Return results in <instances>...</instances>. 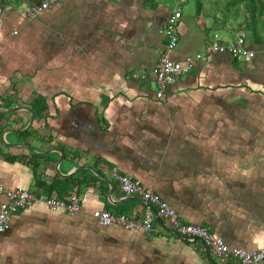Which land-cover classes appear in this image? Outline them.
I'll list each match as a JSON object with an SVG mask.
<instances>
[{"label":"crops","instance_id":"1","mask_svg":"<svg viewBox=\"0 0 264 264\" xmlns=\"http://www.w3.org/2000/svg\"><path fill=\"white\" fill-rule=\"evenodd\" d=\"M41 1L0 0V183L47 197L46 187L73 178L82 209L38 201L13 215L0 264H215L160 223L153 236L100 225L97 210L148 212L120 191L115 170L229 247L263 248L264 32L243 31L230 0H188L168 57L184 61L245 32L254 58L208 55L158 99L151 73L176 0H65L30 19ZM35 99L47 106L40 115Z\"/></svg>","mask_w":264,"mask_h":264},{"label":"built area","instance_id":"2","mask_svg":"<svg viewBox=\"0 0 264 264\" xmlns=\"http://www.w3.org/2000/svg\"><path fill=\"white\" fill-rule=\"evenodd\" d=\"M65 0H42L33 4L27 11L30 19H33L44 11L64 2ZM188 0H176L174 8L170 11L163 33L167 39L166 53L162 55L153 69L151 76L156 82L158 91L157 98L162 99L165 89L176 83L183 75L190 73L197 62L212 54H230L246 61L254 58V52L247 47L246 33L242 32L233 42L224 43L212 39L207 44L203 53L186 58L184 61L173 60L168 57V52L173 51L179 44V25L182 20V7ZM264 52V51H263ZM131 78L137 81H146L147 74L133 73ZM113 177L118 184L120 191L126 197H139L148 203V212L143 219L115 215L108 211L97 210L93 217L98 223L105 227L118 226L129 231H140L147 236L155 233V224L160 223L165 231L173 232L176 236L185 240L194 249L211 254L215 264H226L235 261L238 264H263L264 247L248 251L242 248L229 247L224 239L212 231L209 227L189 224L184 222L178 213L152 189L145 187L140 181L118 171H113ZM0 195L6 197V202L0 205V232H3L9 224L10 218L28 208L35 202H43L51 211H65L74 215L82 209L79 194L73 193L67 199L46 197L23 189H6L0 183Z\"/></svg>","mask_w":264,"mask_h":264},{"label":"trees","instance_id":"3","mask_svg":"<svg viewBox=\"0 0 264 264\" xmlns=\"http://www.w3.org/2000/svg\"><path fill=\"white\" fill-rule=\"evenodd\" d=\"M226 6L228 9L229 7L233 8L236 6L238 10L242 12L244 21L240 27L243 31H247L255 37H258L261 34L260 32H264V0H230L227 2ZM33 105L34 108L38 109L36 115H40L41 112L47 108L45 104L44 106L41 105L40 99H35ZM61 183L60 187H58L57 183H53L49 187H46L45 193L48 195L47 197L67 199L73 193L79 194V184L81 182L74 184L73 178H69ZM38 184L40 187L44 186L41 182ZM58 188L60 189L58 190Z\"/></svg>","mask_w":264,"mask_h":264},{"label":"water","instance_id":"4","mask_svg":"<svg viewBox=\"0 0 264 264\" xmlns=\"http://www.w3.org/2000/svg\"><path fill=\"white\" fill-rule=\"evenodd\" d=\"M29 111L32 113V111H31L30 109H29ZM33 115H34V113H33ZM85 168H87V167H85ZM87 169H89V168H87ZM99 178H100V179H103L101 176H99ZM141 201H143L145 204H147V205H148V203H147V202H145L144 200H142V199H141Z\"/></svg>","mask_w":264,"mask_h":264},{"label":"rangeland","instance_id":"5","mask_svg":"<svg viewBox=\"0 0 264 264\" xmlns=\"http://www.w3.org/2000/svg\"><path fill=\"white\" fill-rule=\"evenodd\" d=\"M194 1V0H193Z\"/></svg>","mask_w":264,"mask_h":264}]
</instances>
